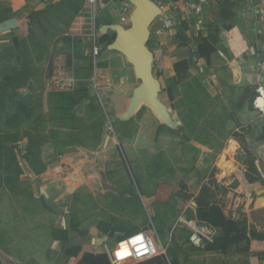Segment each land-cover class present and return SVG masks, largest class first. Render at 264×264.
<instances>
[{"label":"crops","instance_id":"0c3cea01","mask_svg":"<svg viewBox=\"0 0 264 264\" xmlns=\"http://www.w3.org/2000/svg\"><path fill=\"white\" fill-rule=\"evenodd\" d=\"M60 1L61 0H0V52L4 49L13 47V39L17 37V33L21 30L20 28H24L23 22L22 26L18 28H9L7 25L8 23H11L12 20H19V17L22 16H26L27 19H29V16L32 13L44 11L52 3H57ZM108 1L109 0H103L100 7L98 8V16L101 25H122L121 18L119 16H111L102 7V5H104ZM238 1L239 0H236V2ZM119 4L121 6H126L129 4V2H126V0H119ZM87 8L88 7L84 5L82 12L72 24L69 32L63 35L61 37V40L59 38L60 43L57 45V47L63 48L64 46H67L72 54H75V52L77 51L80 52L78 53L79 56L83 55L84 57H88L91 60V42L89 39L90 31L87 33L84 32L85 29L83 27L86 19V12H88L89 9ZM10 10H12V13H10ZM212 10H217L219 12L218 6H214L213 8H210L208 10L207 15L211 20H213ZM251 10L255 11V13L258 11V9L255 10L252 8ZM27 23L25 28H27L29 31V24ZM233 23L234 24L231 26L225 24L226 26L230 27V30H228V32L224 31L220 33L217 52L212 55L210 62H207L205 59L195 60L194 53L197 49L198 41L200 40H194L192 45H185L184 42L182 43L181 39H179L180 37L176 36L178 34L177 31L173 30L166 36L158 35V32L161 29V21L159 19L155 20L151 24V36L149 41L150 43H152V49H154L156 45H162L164 51L163 56L156 57V63L154 67L156 75H160V77H157L161 83L162 88L161 95L159 96L160 100L164 98L169 103H176L180 107H185L181 104V102L184 100L182 84L176 90H174V101H171L169 99V95L165 91L167 89V79L175 78L177 75L174 70V65L184 60L190 61V71L192 75L191 78H187L185 81H189L192 78L199 79L202 85L205 87L207 93L210 95L211 99L219 98L218 91L220 92V89L221 91L224 89L222 83L217 78L218 72L216 70V68H220L222 66L227 67L228 71L232 73V80L234 85H240L242 83H250L251 86L258 85V80L255 79L260 78V72L259 70H254L253 67L256 64H259V57L250 56V53L246 52L253 46V43L257 40V35L249 33V35H247L249 41L248 43H245L242 40L236 41L234 37L235 35L238 36V38H246L245 33L247 28L250 26V22L248 21L247 17L243 16L242 24H236L234 19ZM184 27L185 25L183 24L182 28ZM107 35H113V32L109 31ZM262 39L264 40V37H262ZM65 41H67L68 43L65 44ZM102 44L103 50L99 59V67L102 69L103 74L101 78L98 79L99 90L97 91L93 87L92 79H90L91 89H89V91L92 96H97L99 93L100 97L105 100L107 108L112 109L115 114L121 115L128 110L133 94L135 90L141 85V81L136 77L134 67L128 62L127 58L122 53L110 50V44ZM239 53L245 54L246 60L243 63H239L238 61H236V57ZM64 60L65 59L63 58V55L57 53V56L52 60V62H49L47 65H43V67L46 66V70L48 71L49 80H47L48 78H44L46 82H49L54 76L57 65H60L65 69L66 63L64 62ZM74 61L76 63L83 62L82 60L78 61L76 59H73V62ZM51 68L54 69L52 72L50 70ZM42 72H44V70ZM76 78L79 79L78 77ZM251 79H253L252 83ZM79 80L82 81L81 79ZM0 81H2L1 76ZM237 81H241V83H236ZM100 82L103 83L100 84ZM20 89L32 92L40 91L34 79L23 84ZM201 97L205 99L204 95H201ZM206 100L207 99H205L204 101ZM88 103L89 101L77 107L76 113L80 116H84L85 106ZM174 107V109H176L175 105ZM185 108L187 110V107ZM171 110L169 112L172 118L174 116H177L179 119V122H177V129H175L180 131L185 127L182 117L180 116V118L178 114L174 113V110ZM143 113V116H141V122L139 123L140 127L137 129L136 134L132 138L126 139L127 145H124L123 147L126 150H132V147H135L136 150H138L139 148H144L148 142H153L157 137H161L165 140H170V138L166 137L168 136V134H165L164 136L163 132L160 134V136H158V129L161 124L159 122V118L155 115V113L153 114L150 111H146ZM195 118L197 120L196 124L194 125L195 133L192 135L189 131H186L185 128L184 131L189 136H193L192 138L188 136L189 139H191L188 143L193 146L191 147L193 148V161H196L203 166H207L209 161L212 160L213 157L211 154H214V152L211 146H209V144L207 143L208 140L200 137L199 132H202L205 129L201 128L198 124L200 121L199 117ZM145 121L146 125L144 127ZM49 124H51V127L53 126L51 122H48L47 127H49ZM252 128L253 133H250L249 136L254 140L259 139L264 134L263 123L261 122V120H257L256 122H254ZM235 132H237V129H235L233 133ZM231 139L235 138H230L228 142L225 143L226 146L222 150L221 155L219 154L218 160L220 159L219 157L222 156L224 150L229 147V142H231ZM235 140L238 142L237 139ZM114 142L115 139L112 140V143ZM197 144L207 147L209 149V152L203 153ZM18 145L20 146V151L22 153H25L26 147L28 145V140L24 138L18 143ZM110 145L111 143L109 142L108 148H110ZM45 147L48 150V148L52 146L51 144H47V146ZM44 148L42 149L43 161L50 165L55 163L59 164L60 168L57 169V173H54L52 170H48L44 174L36 176L30 169H27L25 168V166H23L21 169L23 174L17 177L16 172H7L4 168L1 167L4 166L5 163L3 162V164H1L0 157V261L2 262L0 264L7 263L4 255L10 257L15 264H79L85 254H100L101 245H99L95 241L106 236L98 229L97 226L104 220H107V218L105 217L104 219H100L97 222L95 220V217L92 215V212L99 211L100 208H103L111 215L110 217L118 218L122 221H125L126 223L132 221L128 218L120 217L118 214L111 213L110 210L107 209V207L102 206L103 202L106 199L108 201H112L113 199L107 196V192L103 187L101 189V185H98V183L96 182L90 183L88 181V178H90V176L91 178L92 176L97 177L95 174H89L85 168L83 170H80L76 167L78 170H75V166L67 162V157L73 158L75 163L78 161L91 162V160L88 158V154L81 151L83 148H77V151H79L80 154H68L59 157L58 159H54L55 154L53 150L52 153H49L51 151L44 152ZM83 150L87 152V150ZM236 154L237 152H235L233 155L234 160V156ZM79 157H83L84 159L80 160ZM260 160L264 163V144L262 147H260L259 161L257 163L258 169L262 173V170L260 169ZM235 162L240 170L243 169V171H241L243 172V175L246 179V170L236 160ZM90 165L91 164H88V167ZM49 173L54 176L61 177L63 182L47 183L48 189L45 190L43 188L45 186L44 180ZM165 174V176H170V174L168 173ZM205 175L206 172L204 173V171L200 169L198 165L196 166V169H193V184L196 180L198 181L200 178H204L203 181H199L201 185L196 187L197 190L194 191L193 189V213H195L197 209L195 198L200 194L201 189L203 188V186L207 185L208 182V178ZM235 177L238 181L240 180L237 176ZM67 180H69V185L73 184L71 187L74 189H71V192H69L68 190L69 186ZM239 183L241 182L239 181ZM240 187L241 185L239 186V191L242 192V194L249 193L243 192ZM250 187L253 188L254 186L251 185ZM42 189L44 190L46 195L42 194ZM114 195L118 197L123 196L122 193L120 195ZM124 197L129 201H132V197H130L129 194L124 195ZM129 201L127 203V208L135 207V205L133 203H130ZM92 203L94 204L93 206L97 205L98 208L96 209L94 207L92 210L90 208L88 209V204ZM78 204L82 206L81 209H83L84 212L80 214V216L71 215V210ZM152 210L155 212L154 209ZM225 215L226 217H228L226 213ZM146 216L149 217L148 213L146 214ZM129 218L134 219L136 218V216H132ZM180 221L182 222V225L186 226L188 230H190L188 226L191 223V220L189 221L184 217L181 218ZM75 222H78L79 228L78 231H73L70 233L69 245H65L63 242L55 239V231L70 228L73 223L75 224ZM194 224L195 221H193V226ZM39 227L41 229V233L39 232ZM134 228L137 227L134 226ZM199 228L210 239H213L214 235L222 234L221 229L211 230L208 229L205 225H201L199 226ZM140 230L141 229H139V231ZM82 231L88 232V235L82 236L80 234ZM123 236H126L125 232L117 233L113 239L109 238V243L112 242V244H115V242ZM112 244L111 246H113ZM263 244L264 241H251V243L249 244L247 256L245 258L243 257V260H245V264H264ZM76 246L81 247V253L79 254V256L76 258H66L64 256L66 248ZM207 246L208 244H205L202 248H196L195 246L193 247L195 249H205L206 251ZM212 253L217 254L216 252ZM217 255H220L221 257L220 259L215 258V260L212 258L211 252L207 251L204 252L202 258L200 257L199 260H205L208 264H235V260H237L238 258L235 257L232 252H229L228 254Z\"/></svg>","mask_w":264,"mask_h":264},{"label":"trees","instance_id":"16d2710c","mask_svg":"<svg viewBox=\"0 0 264 264\" xmlns=\"http://www.w3.org/2000/svg\"><path fill=\"white\" fill-rule=\"evenodd\" d=\"M235 4L231 0H221L214 6H218V14H220L222 20L228 22L234 19ZM84 5L85 0H61L60 2L52 3L44 11L32 13L29 16V37L23 40L15 37L13 39V47L0 52V76L2 78V81H0V123L2 121V114L6 116L4 117L2 129H0L1 164L5 163L1 167L7 172H16L17 177L23 174L21 170L23 166L30 169L36 176H40L48 170L54 172L60 168L59 164L50 165L43 161L42 147L46 144L53 145L55 151L54 159L70 154L74 148H83L93 152L97 151L103 141L105 124L108 120H111V117L115 116L112 109L105 110L101 107L99 98L91 95L89 86L80 87L74 92L47 91L43 100L34 95L20 92V87L23 84L38 77L37 69L33 64L45 61L49 50L47 39L67 34L76 16L82 12ZM10 13H12V10H10ZM211 21L214 22V20ZM35 24L43 26L42 30L47 39H42L36 35L33 28ZM208 28L210 29L209 23ZM225 28L230 30L229 26H225ZM210 31L211 35L208 38L198 41L197 49L194 53L195 60L205 59L207 62H210L212 55L217 52L221 32L218 28H212ZM115 37V34L103 35L101 42L109 45L115 40ZM177 37H180L179 39L184 42V30H181ZM150 45L151 43L149 42V48L152 49ZM6 58H15L20 67L10 68L4 66L3 61ZM174 70L177 75L175 78L167 79V89L165 91L168 93L169 99L174 101V90L182 84L184 100L181 104L187 107V112L182 114V120L186 131H189L193 135L195 133L194 125L197 122L195 117L201 118L206 112H209V108L206 106L204 100L211 99V97L199 79L192 78L189 81H185L187 78L192 77L190 61L184 60L175 64ZM262 74L263 72L260 73V78ZM156 76L160 77L159 74ZM260 78L255 79L258 80V84L260 83ZM252 81L253 79H251V83ZM201 95H204L205 99ZM257 96V93H253L252 102H255ZM87 101L89 103L85 106V115L78 116L76 113L77 107ZM45 105L49 107V120L44 119V113L41 111ZM8 106L14 108L15 111L8 112ZM252 108H254L253 105ZM144 111L143 107L137 116L141 117ZM116 116L119 115L116 114ZM47 121L53 124L49 129L46 126ZM134 121V117L128 121H124L122 123L123 128L126 130V127L134 123ZM26 123L31 125L24 130L23 127ZM164 127L163 125L159 127L158 136L164 131ZM184 128L181 129L182 134H186L184 133ZM233 136L239 139L240 144L245 145V138L243 136L241 137L238 133H234ZM121 137L123 139L131 138L125 131H123ZM24 138L28 140V145L25 153H22L18 143ZM259 139L261 142H264V134ZM118 150L120 157L130 169L128 157L121 143L118 145ZM260 164L263 167V173L258 169L256 159L249 158L246 161V179L254 187H258L259 185L264 186L263 161L260 160ZM130 180V185H132L130 187L136 186L141 193L144 208L154 209L157 216L156 223L158 220L161 224L165 225L168 219L166 216H161L159 207L168 205L171 194L164 190L162 186L157 185L152 194L146 195L135 176L134 179ZM187 189V185L183 183L179 188L174 190L179 194L180 203L184 207L193 199V195L189 194ZM126 194H128L126 191H123V196L121 197L111 193L107 194L109 198L113 199L111 208L114 211H124V206L128 203V199L124 197ZM214 198L215 194L210 186H203L200 194L195 198L197 209L195 213L190 215V220L196 221L199 226L205 225L211 230H222V234L214 235L212 242L207 243L206 251L228 254L232 247L245 243L246 248L243 251L248 252L251 241H264V234L254 228H249L246 221H236L233 218L226 217L223 207L214 202ZM261 198L257 197L255 199V209L264 207L260 202ZM136 204L137 201H135L134 205ZM123 223L125 221L110 217L97 227L111 239L117 233L125 232L126 236H130L139 231L137 228L127 229ZM78 228L79 224L75 222L70 228L55 231L54 237L65 245H69L70 233L78 231ZM80 234L87 236L88 232L82 231ZM124 239L119 238L118 240L123 241ZM80 253L81 247L79 246L67 247L64 256L66 258H76ZM4 258L7 264H15L10 257L4 255ZM79 264H111V262L107 255L85 254ZM139 264H168V262L166 256H160ZM172 264H180V262L174 260Z\"/></svg>","mask_w":264,"mask_h":264},{"label":"rangeland","instance_id":"374dc122","mask_svg":"<svg viewBox=\"0 0 264 264\" xmlns=\"http://www.w3.org/2000/svg\"><path fill=\"white\" fill-rule=\"evenodd\" d=\"M244 1L249 4L252 9L255 10L258 9L261 3L260 0ZM238 3H243V0H239ZM234 9H236V6L234 7ZM214 10H212L214 22L210 20V29L218 28L220 29L221 33L224 31L228 32V30L225 29V24L231 26L234 24L233 20L228 23L225 22L224 20H222L220 14H218V11ZM78 16H76V18ZM92 16L93 15L91 10L88 9V12H86V19L83 24V27L85 29L84 32L86 33L91 30L93 24ZM19 20L21 22L23 21L24 28H20L21 30L17 33V37L20 40L27 39L30 34L28 29L25 28V26L27 22V24L30 23V20L27 19L26 16L19 17ZM248 21L250 22V20ZM33 28L36 35H38L42 39H47V37H45L44 35V31L42 30L43 26L35 24ZM61 37L62 36L47 39L49 50L46 55L45 61L41 63L35 62L33 64V66L37 69L38 73V77H36L34 81L36 82V85L40 91L32 92L20 89V92H24V94L34 95L38 98H41L42 100L44 99L47 91L53 92L49 90L50 88L48 86V82H46V80L44 79L48 78V71L46 70V66L43 67V65H47L49 62H52V60L57 56V53L63 55V58L65 59L64 62L66 63L65 69L62 68L60 65H57L61 67L57 70H61L64 72L66 71L68 73L74 74L76 77L81 79L82 81L79 80L78 82L77 90L80 87L87 86H89V88L91 89L90 79L93 75L92 59L90 60V58L84 57L83 55L79 56L78 53L80 52L77 51L75 52V54H72L67 46H64L63 48H58L57 45L60 43L59 38L61 40ZM234 37L236 41L242 40L245 43L249 42L247 37L245 39L243 37L238 38V36L236 35ZM67 43L68 42L65 41V44ZM150 46H152V43ZM73 59H76L78 61L82 60L83 62L76 63L75 61L73 62ZM3 65L10 68L20 67V64L15 58H6L3 61ZM43 70L44 72H42ZM50 70L52 72L54 69L51 68ZM216 70L218 72L217 78L222 83L224 89L222 91L220 89V92L218 91L219 98L208 99L205 101L206 106H208L209 108V112L205 113V111H203L205 115L199 118L200 121L198 123L201 128L205 129L202 132H199L200 137L208 140L207 143L209 144V146H211L214 152V154H211L213 158L209 161L207 166H203L200 163L193 161V148H191L193 146L188 143L191 139H187L189 135L182 134V130H176L177 128L175 129L167 123H163L162 121L164 120L159 117L156 113L155 114L159 118L160 124L165 126V130L163 131L164 136L165 134H168V136L166 137L170 138V140H165L161 137H157L153 142H148L150 144L147 143L144 148H139L138 150H136L135 147H132V150H126L124 148L128 157L130 169L125 164L124 160L120 157V152L117 148V145H119L120 143L123 147L124 145H127L126 139H123L121 137L123 131H125V133L128 134L131 138L136 134L137 129L140 127L139 123L142 119L141 117L137 116L138 113L134 115V123L126 127V130L123 128L122 125L124 121L118 118L116 114L114 117H111V121H113V127L116 130L117 137H111V140L109 141L111 143L110 148H108L109 143L107 146L103 145L105 140L102 141L101 146L95 152L87 149H85L87 150V152H85L81 148V151L83 153L88 154V158L91 160V162L78 161L75 163L73 158L67 157V162L75 166V170H78L77 168H79L80 170H83L85 168L89 174H95L97 177L92 176L91 178L90 176V178H88V181L90 183L96 182L98 183V185H101V189L103 187L107 194L113 193L120 195L121 193H123V191H126L130 195V197H132V201L128 200L130 203L134 204L135 201H137L135 207L127 208V204H125L123 212L114 211L111 208L112 201H108L107 199L103 202L102 206L107 207V209L110 210L111 213L118 214L120 217H125L132 220L131 222L123 223L124 226L127 227V229H132L134 228V226L139 229H146L151 224H153L156 228L161 244L167 248L168 264H172V261L174 260H178L180 264H208L205 260H199L200 257L202 258L204 252L207 251H205V249H195L193 247L190 241L191 232L186 226L182 225V222L180 221V219L184 217L190 221V215L193 214V200H191L189 204L184 207L180 204L181 199L179 198V194L174 191L176 188H179L181 184L185 183L188 187V193L190 192V194L193 195V189L194 191H196V187L201 185L200 182L204 179L200 178L198 181L196 180L193 184V169H196L197 165L200 169L204 171V173L206 172L205 176L208 178L207 185L210 186L211 190L215 194L214 202L223 207L227 216L235 220L246 221L248 223L249 228H254L260 233L264 234V207L255 209L254 203L257 197H262L260 202L264 206V186L259 185L258 187H250L248 193L250 194L249 196L246 193L242 194V192L239 191V186H242L241 178H243V180L247 183L248 186H251V184L244 178L242 172L243 169H241V174H234V176L232 175L227 179H221L222 181L219 179L218 170V156L219 154L221 155L222 150L225 148V143L228 142L230 138H234L233 132L235 129H237V132L235 133H238L239 135H241V137L243 136L245 138V145L240 144L238 138L235 139L238 140L239 146L238 142L235 139H231V142H229V145L236 144L238 146V150L236 151L237 154L234 156L235 160L246 170V172V161L249 158L256 159V165L259 161L260 147L263 146L264 142H261L260 139L254 140L249 135L250 133H253V123L257 120H261L259 112L252 108V105H255V102H252V97L253 93L259 94L260 88L264 89V72L260 78V83L257 86H251L250 83L240 84L241 81L236 82L240 85H234L232 80V73L228 71L227 67L222 66L220 68H216ZM153 72L156 73L155 70ZM47 80H49V78ZM161 100L166 105L169 111L171 109L174 110V113L178 114L179 117H182V114H185L187 112L185 107H180L176 103H169L164 98ZM145 104L146 103L142 104L144 105V112L150 111L154 114L153 108L150 107L148 104ZM174 105L176 106V109H174ZM9 106L7 108L8 112H14L15 109ZM41 111L44 113V119L49 120V107L45 105V107H43ZM2 115L3 116L2 121L0 123V129H2L4 117H6L4 114ZM78 116L80 115L78 114ZM173 120L179 122L177 116H174ZM48 122L49 121H47L46 126L48 125ZM30 125L31 124L26 123L24 125V127L26 126L24 130L29 128ZM145 125L146 123H144V127ZM49 127L51 128V124H49ZM114 139L115 142L112 143V140ZM197 145L200 147L203 153L209 152V149L207 147L201 146L200 144ZM45 146H47V144L44 145L42 149ZM51 146L52 147L48 148V150L45 147L44 152L51 151L49 153H52V150L54 151V147L52 144ZM74 153L80 154V152L77 151V148L72 149V152L70 154ZM79 159L83 160L84 158L79 157ZM88 164L91 165L88 167ZM260 169L263 173V167H261V164ZM57 172L58 171H54V173ZM165 173L170 174V176H165ZM239 175L241 176V178ZM134 176L137 180H139L142 191L146 195L152 194L157 185L162 186L164 190L171 193V198L168 201V205L159 207L161 216H166L168 219L165 225L161 224L158 220V224L156 223V213L151 208L149 210H146L144 208L145 206L142 202L141 193L139 192L138 188L136 186L130 187L132 186L130 185V179H134ZM235 176L240 179L239 181L241 183H239ZM68 181L69 180H67L69 186L68 190L69 192H71V189H74L71 187L73 184L71 183L72 185H69ZM44 182L45 186L43 188L46 190L48 189L47 183H62L63 181L61 177L54 176L49 173L45 177ZM93 205V203L88 204L87 208H90L91 210L94 207L96 209L98 208L97 205ZM81 208L82 206L80 204L76 205L75 208L71 210V215L80 216V214L84 212V210ZM147 213L149 217L146 216ZM127 214L130 216H128ZM92 215L95 217V220L97 222L100 219H104L105 217L109 219L111 216L103 208H100L99 211L92 212ZM132 216H136V218H129ZM39 232L41 233L40 227ZM111 244L112 242L109 243L110 246ZM245 248L246 244L244 243L239 246L232 247L229 251L232 252L235 257H238L237 260H235V264H245V260H243L247 256V252L243 251ZM216 253L221 254L220 252ZM217 254L211 252L212 258L220 259L221 256ZM0 263L2 262L0 261Z\"/></svg>","mask_w":264,"mask_h":264},{"label":"built area","instance_id":"2783aa9c","mask_svg":"<svg viewBox=\"0 0 264 264\" xmlns=\"http://www.w3.org/2000/svg\"><path fill=\"white\" fill-rule=\"evenodd\" d=\"M103 0H85V6H87L92 12L93 24L90 30L89 39L91 42L90 57L92 59L93 65V75H92V85L98 91L99 83L98 79L101 78L103 72L99 67L100 56L103 50V44L101 39L102 25L99 21L98 8ZM221 0H161L157 1L156 4L161 10V15L159 20L161 21V29L158 35L166 36L171 31L184 30V44L192 45L194 40L206 39L211 35V31L208 28V23L211 20L207 15L208 10L214 5L219 3ZM231 2L236 3V9H234V21L236 24H242V18L247 17L250 20V26L247 28L245 36L249 33L257 35V40L253 43V46L246 52L250 53V56L259 57V64H256L253 68L254 70H259L260 73L264 72V0H260V5L258 11L251 10L249 4L244 0L243 3H238L236 0H231ZM245 3V4H244ZM104 10H106L111 16H119L121 18V24L124 27H129L131 25V16L134 11V6L129 3L126 6H121L119 0H109L104 5H102ZM185 25L182 28V25ZM239 28V27H238ZM178 35V34H177ZM176 35V36H177ZM183 43V41H181ZM261 45V48H260ZM191 47V46H190ZM152 51L155 57L163 56L162 45H156ZM245 54L239 53L236 57V61L243 63L245 59ZM61 68L57 66V69ZM54 72V76L48 82L49 90L53 92H74L77 90V85L79 79L68 72L57 70ZM98 93V92H97ZM97 97L101 107L108 110L106 102L102 99L98 93ZM255 110L259 112L261 122L264 128V110L259 109L255 106ZM109 121V120H108ZM110 136L117 137V133L114 127L109 131ZM193 221L191 220L189 228L192 232L190 236V241L196 248H202L205 244L211 243L212 239L206 236L199 228V225L195 221L193 226ZM138 235H143L144 237V247L148 249L146 253L141 255L136 251V247L132 246L130 241ZM125 238L123 241L117 240L113 246L109 245V240L101 245V252L98 255H107L111 264H139L160 256L167 257V248L164 247L159 239L156 228L151 224L146 229H141L130 236H123ZM121 243H129L130 255L124 259H120L116 253L120 251ZM139 247V246H137Z\"/></svg>","mask_w":264,"mask_h":264},{"label":"water","instance_id":"95a60500","mask_svg":"<svg viewBox=\"0 0 264 264\" xmlns=\"http://www.w3.org/2000/svg\"><path fill=\"white\" fill-rule=\"evenodd\" d=\"M157 1L161 0H126V2L134 6L131 25L129 27H124L120 24L105 25L102 27L101 32L106 35L109 31H112L116 35L115 40L109 45L110 50L122 53L134 67L136 77L141 81V85L133 94L128 110L119 115L118 118L122 121H128L134 117L143 108L144 105H141L137 109V104L144 98L147 104L153 107L154 113L162 117L163 123L176 128L178 123L173 120L166 105L159 98L162 91L161 83L156 73L153 72L155 70L156 57L152 49L148 47L151 36L150 26L162 13L156 4ZM255 106L264 110L263 88L259 89V94L255 99ZM113 125L111 120L105 124L103 137V140H105L103 145L105 146L111 140L109 131ZM41 192L46 195L43 189ZM108 240L109 237H103L95 242L103 245Z\"/></svg>","mask_w":264,"mask_h":264},{"label":"bare ground","instance_id":"6f19581e","mask_svg":"<svg viewBox=\"0 0 264 264\" xmlns=\"http://www.w3.org/2000/svg\"><path fill=\"white\" fill-rule=\"evenodd\" d=\"M22 22L20 20H12V22L8 23L7 25H8L9 28H18V27L22 26ZM144 102L147 104V101L143 98L142 101H140L137 104V109ZM237 148H238V146L236 144H230L229 147L224 150L222 156L220 157L219 163H218L219 179L220 180L221 179L222 180L227 179V178L231 177L234 174H241V170L238 168V166H237V164H236V162H235V160L233 158V155L236 152ZM240 178H241V176H240ZM241 182H242V186H241L240 189L243 192H249L250 186L247 185V183L243 180V178H241Z\"/></svg>","mask_w":264,"mask_h":264},{"label":"clouds","instance_id":"9594fccd","mask_svg":"<svg viewBox=\"0 0 264 264\" xmlns=\"http://www.w3.org/2000/svg\"><path fill=\"white\" fill-rule=\"evenodd\" d=\"M131 245L136 247V251L138 253H140L141 255H143L144 253H146L148 251V249L146 247H144V237L143 235H138L135 238H133L130 241ZM139 246V247H137ZM116 255L120 258V259H124L125 257L130 255V251H129V243H121L120 244V251H118L116 253Z\"/></svg>","mask_w":264,"mask_h":264}]
</instances>
